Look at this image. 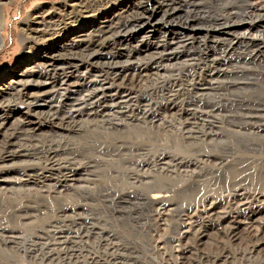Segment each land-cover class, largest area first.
Listing matches in <instances>:
<instances>
[{
	"label": "rangeland",
	"instance_id": "rangeland-1",
	"mask_svg": "<svg viewBox=\"0 0 264 264\" xmlns=\"http://www.w3.org/2000/svg\"><path fill=\"white\" fill-rule=\"evenodd\" d=\"M3 6L1 240L13 239L12 247L21 254L33 249L40 254L39 243L46 244L43 254L52 249L47 244L55 242L54 235L67 236L71 244L55 264H180L178 237L187 230L179 227L180 217L197 215L205 204L202 199L224 200L236 187H199L207 195H198L200 201L190 207L182 202L176 210L172 195L164 215L161 205L144 204L141 192L130 196V174L141 169L136 164L142 159H155L158 149L175 153L179 160L192 158L171 144L134 137L142 131L153 136L168 122L173 125L169 130L178 132L188 115L179 110L201 113L194 122L216 124V142H221L195 145L203 150L200 158L225 151H230L226 157L249 158L250 177H239H248L251 193L264 195V131L241 142L218 131L227 116L264 125V44L255 29L248 40L239 31L232 37L220 30L223 23L252 26L264 17V0H5ZM38 14L48 24L35 23L32 18ZM49 27L55 30L50 40L23 41L24 30L34 37L32 28ZM99 27L104 33H89ZM76 38L83 40L72 44ZM111 117L116 121H107ZM153 117L154 125L149 122ZM230 161L221 168L203 163L201 173L190 169L196 173L191 179L223 181ZM112 179L118 186L113 187ZM107 188L114 193L106 199L101 191ZM263 195L251 206L262 242ZM216 210L223 215V205ZM240 245V239L211 230L186 260L211 264L201 254L217 258L225 249L217 264H261L254 259H264V244L250 260L232 257ZM20 258L16 264L32 261Z\"/></svg>",
	"mask_w": 264,
	"mask_h": 264
},
{
	"label": "bare ground",
	"instance_id": "bare-ground-1",
	"mask_svg": "<svg viewBox=\"0 0 264 264\" xmlns=\"http://www.w3.org/2000/svg\"><path fill=\"white\" fill-rule=\"evenodd\" d=\"M4 1L5 0H0V50L2 49V45H4L2 44L1 41ZM172 11H176V9H172ZM260 11H264V6L260 9ZM257 19L258 20L256 22L258 23L264 22L263 16H260ZM32 20H34L35 23L36 20H41L39 22H45L44 25L48 24V22L46 21L47 18L42 17L39 14L36 17H33ZM220 27H221L220 30L226 32L228 36L232 35L233 37L239 31L240 36L243 39L248 40L247 28L246 29L236 28L232 24H225V23L220 24ZM31 31L36 32L35 34L36 36L31 37L29 31L27 33V29H26L22 34V38L24 42L32 41L36 39L38 40L39 38L40 40L44 39L45 41H48L55 34V30H53L50 27L47 29L42 28L41 30L40 29L38 30V28H32ZM89 33L97 35L98 33H104V29L103 27L94 28L93 30L89 31ZM82 40L83 38H76L72 41V44L74 42L75 43L81 42ZM80 49L84 51L85 50L88 51V47L83 46ZM48 54L51 55V52ZM52 56H53L52 59H55L56 55H51V57ZM179 111L181 112V114H188V115H186L185 121L180 123V126L183 125V127L181 126L179 129H177L178 132H175L174 130L172 132V130H169L172 129L173 125L172 122H168V123H163L164 128L161 129L158 128L156 132L153 133V136H150L149 134L142 131L136 133L134 137L136 140L143 139V140H148L149 142H155V145H158V143L160 142L171 144L173 145L172 147H174V150H178L184 153H186L187 150L189 152V155L192 156V158H188L186 160L183 159L179 160L176 159L177 157L176 155H174L175 153L165 152V151L163 153H160L159 152L160 150L158 149L155 152V156H154L155 159L153 158L142 159L141 160L142 162H138L136 164L139 165L141 169H138L135 172H132V174H130V178H129L130 181H127V184L130 186L126 190L131 191L130 196L135 195L136 192H141L139 198L146 205H150L152 207L155 205H159V206L161 205L162 207L161 210L164 211H161L160 214L164 215L165 211H168L167 206L171 205L170 203L173 200L172 195H175L176 197L175 200V210H176L177 207H180V204H182L181 206H183L182 202H189V207L192 205V203L199 202L201 198L199 199L198 195L202 194L203 191V189L199 191V187L201 188L203 187L204 190H207V188L211 186L220 185L219 187L220 189H224V187L235 186L236 190H229L232 193L231 195H228L226 199L224 200L221 199L220 201L215 197H210L212 199L210 200V198L207 197V202L210 200L209 205L206 206L207 202L204 199H202L205 204H203L202 210H200L197 215L186 216V219H182L180 217L179 227H187V230H185L181 234V236L178 237L179 244L177 245L176 252L179 256L180 264H190V260L187 261L186 259H191L192 254H194L196 244H199L200 241L208 237L211 230H213L218 235H223L225 237H228L229 240L240 239L242 241V246L240 245L239 249H236L237 251L232 252V257L241 255L243 256V258H248L249 260L253 259V253L257 250V247H259L261 244H264V242H262V239H258L259 230L257 227H254L256 222V218H255L256 212L251 211L252 208L251 206L258 203L259 202L258 200L262 198L263 194L251 193L250 183L247 180H245L248 179V177H243V178L239 177L240 173H246L250 177V162H249L250 159L249 158L245 159L244 157L234 158L232 155L229 156L232 158L226 157L230 154V151L222 152L225 154H222L217 157H212L211 154H208V156H206V159L200 158V156H202L200 153H203V150L196 149L195 145L203 144L207 146H213V144H219L221 142V141L216 142V139L220 136L218 132H216V130L214 129L216 127L214 125L216 124L213 121H206L205 119L204 121L194 122V120L201 118L200 117L201 113L199 116V113L197 111H194L193 113L187 112V110H179ZM229 117L231 118V116L226 117L228 122H224L223 124L222 123L218 124L219 126L223 125V127L217 126L218 131L220 132L223 131V133L226 132L227 134H233L235 137H237L239 142H241L245 138L255 136L258 133H262L264 131V125L262 124L260 125L256 122H251V121L234 122L233 119H228ZM155 118L156 117H153L151 119L152 121H149L153 125H154L153 120ZM107 121H116V120L113 119V117H111V120H107ZM61 123H63V121H61L59 124ZM120 124L127 125V123H124V121L121 119H120ZM225 126L229 128H224ZM147 154L148 153H146L145 156ZM223 157H226V159ZM231 159L233 160L230 161ZM225 161H230L229 166L231 170H229L227 173L224 174L223 181H220L219 179L216 180V178L213 181H206L200 177H197L196 180H194V178L191 179V177L195 176L196 173L192 172L190 169L197 170V172L201 173L204 167V166L202 167L203 163H210L212 167L221 168V167H225V163H224ZM175 162L177 163L174 164ZM205 165L207 166V164ZM181 167L183 168V171L180 172L179 168ZM206 177L207 176L205 175L204 178ZM112 183H113V187L118 186L116 180L114 181L112 179ZM113 193L114 191L107 188L106 190H104V193L103 191H101L102 194L101 196L107 199ZM205 194L207 195V193ZM205 194L202 195L204 196ZM218 205H223V209H224V212L222 213L223 215H220V212H217V210L215 211V206L217 208ZM205 215H208V217ZM241 225H244L245 227L240 228ZM240 229L244 230L245 233L242 234ZM192 238H194L195 241L189 242ZM54 241H55L54 243L56 244L52 242L50 244H47V246H51L52 249L47 248L49 251L43 252V254L41 253L42 252L41 250L45 249L44 246L46 244H40V243H39L40 249L42 248L40 250V254H36L35 252L36 250L34 249L32 251L25 250L24 251L25 254H21L19 253L21 252L19 248L12 247V244L14 242L13 239L11 238L9 239L6 238L4 240L0 239V264H16V260L20 262V260L22 259L20 257H22L23 255L25 257L29 256V258L33 261L32 263V261L29 260L31 261L30 264H55V261L57 260L56 258L60 257L61 254L66 253L68 249L66 248V246L68 244H71V239L67 236L59 235L58 237H56L54 235ZM184 242H188V243H184ZM2 245H4V248L1 247ZM34 248L36 247L34 246ZM104 249L107 250L108 248L105 247ZM98 253L102 254V251L101 252L99 251ZM225 253H226L225 249H220L219 253H217L218 254L217 258L216 257L212 258V256L209 253H206V254H201V259L202 261L206 260L208 263L211 264H217L220 257L224 256ZM188 254H190L191 256ZM46 255H48L47 258ZM39 257H41L40 261H39ZM98 258L100 259V256ZM228 258L229 255L226 256V259ZM94 259L96 258L94 257ZM254 260L258 261V263L261 262V264H264V259H261L262 261H260L259 259H254ZM96 262L99 261L97 260ZM94 264L96 263L94 262Z\"/></svg>",
	"mask_w": 264,
	"mask_h": 264
},
{
	"label": "built area",
	"instance_id": "built-area-1",
	"mask_svg": "<svg viewBox=\"0 0 264 264\" xmlns=\"http://www.w3.org/2000/svg\"><path fill=\"white\" fill-rule=\"evenodd\" d=\"M262 13L264 14V11H262ZM253 29H255V32L258 33V35L260 37V38L258 37L259 40L262 41V43L264 44V22H262V23L256 22L252 26L250 23L249 27L247 28V32L251 33ZM248 35H249V33H248ZM255 39H257V38H255Z\"/></svg>",
	"mask_w": 264,
	"mask_h": 264
}]
</instances>
